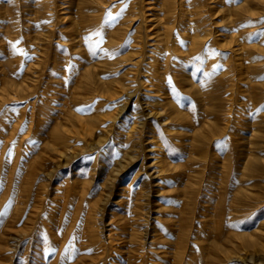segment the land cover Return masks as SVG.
Listing matches in <instances>:
<instances>
[{"label":"rangeland","instance_id":"374dc122","mask_svg":"<svg viewBox=\"0 0 264 264\" xmlns=\"http://www.w3.org/2000/svg\"><path fill=\"white\" fill-rule=\"evenodd\" d=\"M212 2L0 0V264L225 260L215 187L238 221L264 176V38L228 30L264 0Z\"/></svg>","mask_w":264,"mask_h":264},{"label":"bare ground","instance_id":"6f19581e","mask_svg":"<svg viewBox=\"0 0 264 264\" xmlns=\"http://www.w3.org/2000/svg\"><path fill=\"white\" fill-rule=\"evenodd\" d=\"M212 1H213L212 3H215L214 1H216V0H212ZM221 3H223V1H221ZM218 7L219 6H217V8H215L214 10L216 11L218 9ZM215 11H213V13H215ZM128 14H129V12H128ZM127 17H129V15ZM242 24L246 25V27H245L246 31H244V33H242L241 37L232 36L229 44L230 43H232V44L239 43L240 50L249 53V51L256 48V47L248 46L249 43L254 41V39L256 37L262 36L264 38V35L261 34V28L257 29V27H259L261 25L260 18L243 17L242 20H240V21L237 20V21L233 22L231 24V26L229 27V30H228V28L224 29V30H226V31L228 30L231 33H236L237 29L239 28L238 26H240ZM189 32L190 31L187 28V30L183 33L185 38L188 37V35H186V34H189ZM170 33H169V36H171ZM242 37H244V38L241 39ZM192 42L194 45H197L196 38L193 39ZM240 50L237 49V50H234L231 52H233V54H234L235 51L238 52ZM256 70L257 69L255 68L254 71H256ZM258 72L259 71H257V73ZM226 113H228V112H226ZM93 149H95V148H93ZM224 169L226 170L225 167H224ZM230 173H229V175H230ZM263 173H264V171H263ZM252 177L254 179L252 181V184L247 182V183H245V185L250 184L249 186H251L253 189L252 188L251 189L246 188L245 185H242L243 187H245L244 190L246 193L244 195V202L242 201L243 202L242 203L243 209L241 211L243 213H241V211H240L241 216H240L238 221H235L233 219L236 216L232 215L230 212L229 218H228L229 221L227 220V222L225 223L224 216L226 215V212L221 211V209H219V207H218L219 201L222 199V197L223 196L226 197V195L228 194V191H229L228 184H230L229 179H227V182H224V180H221L220 183L217 184L215 187V190H214L215 203L214 204H216V205L214 208L216 210V213L213 215V217L215 218V224H216L215 232H216V234L214 235L213 238H214V242L216 244V248L218 249V251H220L223 254L226 253L225 254V256H226L225 260L224 261L220 260L218 262V264H232V263L263 264L262 261H258V259L256 258V253L258 252V248L264 250V176H263V174H259V175L256 174L255 176H252ZM222 184L227 186L226 189H224L222 187ZM252 190L253 191L258 190L259 193L250 192ZM253 194L254 195L259 194V195L253 196ZM236 200L238 201L239 199L236 197ZM240 208H242V207H240ZM232 210H233V207L231 204V207H229V211H232ZM224 228H227L228 231H239V232L244 231V232L242 234H235V235L227 234L228 236L227 235L224 236V233H225ZM247 231H250V232H247ZM226 245H227V247H226ZM229 252H231L234 256L233 255L229 256L228 255ZM240 252H245V254L243 255ZM237 254L240 256H238Z\"/></svg>","mask_w":264,"mask_h":264},{"label":"snow or ice","instance_id":"6c2138e0","mask_svg":"<svg viewBox=\"0 0 264 264\" xmlns=\"http://www.w3.org/2000/svg\"><path fill=\"white\" fill-rule=\"evenodd\" d=\"M229 2H231V0H229ZM262 35H264V34H262Z\"/></svg>","mask_w":264,"mask_h":264}]
</instances>
